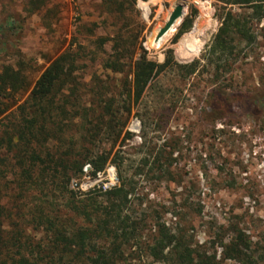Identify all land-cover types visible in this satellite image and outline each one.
<instances>
[{"label": "trees", "instance_id": "16d2710c", "mask_svg": "<svg viewBox=\"0 0 264 264\" xmlns=\"http://www.w3.org/2000/svg\"><path fill=\"white\" fill-rule=\"evenodd\" d=\"M216 1L223 4L216 32L199 57L179 63L172 48L158 62L138 45V29L130 27L138 24L132 18L137 15L136 0H99L104 14L122 23L111 36L96 41L100 51L111 43L100 60L103 71L122 73L127 64L130 68L131 79L123 92L128 100L123 106L126 116L131 103L138 102L165 70L172 69L185 79L210 65L217 74L247 56L244 48L256 40L253 25L264 18V0ZM28 3L32 13L46 0ZM196 14L193 8L182 20L172 42L190 29ZM130 28L135 32H129ZM15 31L12 22L0 24V51L12 49ZM72 44L50 60L35 81L28 76L27 61L18 48L12 51L13 62L0 67V197L10 183L16 189L10 207L0 203V264H124L133 246L145 249L151 259L147 264H216L217 257L248 261L251 241L241 228L233 229L227 242L217 244L219 255L217 250L207 254L192 243L184 228L170 227L159 216L152 220L145 212L134 214L133 181L124 175L116 156H111L127 120L116 103L120 94L97 74L89 85L81 86L77 71L83 66V48ZM226 93L219 85L209 92L216 118L225 111ZM254 101L264 105V92ZM105 140L111 141L110 148L95 149ZM162 157L160 153L142 157L137 173L150 164L149 170L159 177L170 176L172 156ZM86 163L91 175L107 163H116L119 184L105 192L77 193L69 188L72 179L82 176ZM148 217L152 232L151 239L145 240Z\"/></svg>", "mask_w": 264, "mask_h": 264}, {"label": "rangeland", "instance_id": "374dc122", "mask_svg": "<svg viewBox=\"0 0 264 264\" xmlns=\"http://www.w3.org/2000/svg\"><path fill=\"white\" fill-rule=\"evenodd\" d=\"M28 2L0 0V24L8 21L16 25L12 49L0 51V67L13 62L12 51L18 48L27 61L28 76L35 81L50 60L72 42V47L80 44L83 66L77 73L81 86L89 85L92 75L97 74L120 94L116 103L122 119L127 120L111 156H116L124 175L133 181L134 214L145 212L152 220L159 216L170 227L184 228L192 243L207 254L217 250L219 255L217 244L227 242L233 229L241 228L251 241L248 261L217 257L216 264H264V105L254 101L264 92V18L253 25L256 40L244 48L247 56L229 70L216 74L208 65L185 79L172 69L165 70L150 82L138 102L131 103V113L126 116L123 106L128 100L123 92L131 79L130 68L127 64L122 73L103 71L100 60L110 51L111 43L108 41L100 51L96 41L111 36L121 21L107 17L99 0H46L32 13ZM179 3L184 6L182 18L156 41L158 29ZM134 6L137 15L132 18L138 24L130 27L138 29L137 42L147 57L158 62L164 61L168 48L179 63L199 57L216 32L223 11V4L216 0H136ZM193 8L197 14L190 29L172 42ZM131 28L129 32L134 33ZM189 41L193 43L186 47L184 42ZM215 85L225 88L228 96L225 111L217 118L209 96ZM110 142L102 141L95 149L110 148ZM157 153L163 159L172 156L171 175L159 177L149 170L150 164L138 174L141 158ZM110 164L117 170L116 163ZM74 180L81 185L85 182L82 176ZM71 181L69 188L77 193L98 191L73 188ZM2 192L0 203L10 207L16 189L10 183ZM148 219L145 240L151 239ZM125 255L124 264H147L151 260L142 247L133 246Z\"/></svg>", "mask_w": 264, "mask_h": 264}, {"label": "built area", "instance_id": "2783aa9c", "mask_svg": "<svg viewBox=\"0 0 264 264\" xmlns=\"http://www.w3.org/2000/svg\"><path fill=\"white\" fill-rule=\"evenodd\" d=\"M198 0H193V2H197ZM137 125V123H136ZM82 177L85 179L83 185L79 184L78 181L72 180L71 186L76 188L83 189H94L96 188L98 191L105 192L119 184V178L117 174V170L114 165L107 163L102 170H98L94 175H91V166L89 163H86L82 168Z\"/></svg>", "mask_w": 264, "mask_h": 264}, {"label": "water", "instance_id": "95a60500", "mask_svg": "<svg viewBox=\"0 0 264 264\" xmlns=\"http://www.w3.org/2000/svg\"><path fill=\"white\" fill-rule=\"evenodd\" d=\"M184 13V6L183 4L179 3L176 4L172 10L170 11L167 20L164 22V24L158 29L155 40L158 41L161 39V37L172 27L175 25L176 21H178L182 18Z\"/></svg>", "mask_w": 264, "mask_h": 264}, {"label": "bare ground", "instance_id": "6f19581e", "mask_svg": "<svg viewBox=\"0 0 264 264\" xmlns=\"http://www.w3.org/2000/svg\"><path fill=\"white\" fill-rule=\"evenodd\" d=\"M176 24H177V21H176ZM186 42H184V45L187 47L188 45H191L193 42L192 41H189V43L185 44Z\"/></svg>", "mask_w": 264, "mask_h": 264}]
</instances>
